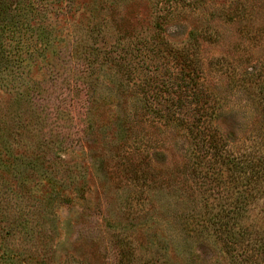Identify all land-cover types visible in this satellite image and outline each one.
Returning <instances> with one entry per match:
<instances>
[{
    "label": "rangeland",
    "instance_id": "374dc122",
    "mask_svg": "<svg viewBox=\"0 0 264 264\" xmlns=\"http://www.w3.org/2000/svg\"><path fill=\"white\" fill-rule=\"evenodd\" d=\"M258 157L264 0H0V264H264Z\"/></svg>",
    "mask_w": 264,
    "mask_h": 264
},
{
    "label": "trees",
    "instance_id": "16d2710c",
    "mask_svg": "<svg viewBox=\"0 0 264 264\" xmlns=\"http://www.w3.org/2000/svg\"><path fill=\"white\" fill-rule=\"evenodd\" d=\"M213 138H208L207 142L205 140L202 141V144L204 142V145L207 143L209 148H212L213 151H217L216 145L213 146ZM203 145V147H204ZM257 164L253 165L251 168H249V172L247 176H244V182L246 183H252L253 181L256 182L259 179H261L264 175V159L262 157H258L256 159ZM252 178V180H250Z\"/></svg>",
    "mask_w": 264,
    "mask_h": 264
}]
</instances>
